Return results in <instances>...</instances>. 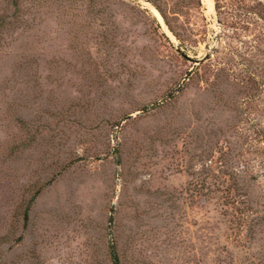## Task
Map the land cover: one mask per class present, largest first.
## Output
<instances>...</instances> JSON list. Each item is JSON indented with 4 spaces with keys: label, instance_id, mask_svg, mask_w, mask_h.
<instances>
[{
    "label": "rangeland",
    "instance_id": "1",
    "mask_svg": "<svg viewBox=\"0 0 264 264\" xmlns=\"http://www.w3.org/2000/svg\"><path fill=\"white\" fill-rule=\"evenodd\" d=\"M41 10L0 18V264H115L111 244L117 264H205L231 248L202 185L237 168L264 194V0Z\"/></svg>",
    "mask_w": 264,
    "mask_h": 264
},
{
    "label": "trees",
    "instance_id": "2",
    "mask_svg": "<svg viewBox=\"0 0 264 264\" xmlns=\"http://www.w3.org/2000/svg\"><path fill=\"white\" fill-rule=\"evenodd\" d=\"M60 1L63 0H3L2 2L13 9V13H7L0 18H8L7 23L16 27L22 21L21 16L19 17L21 11L26 12L29 19H34L35 17H31L35 13L41 16L45 13L41 9L44 10L53 2ZM155 6L168 25L166 15L159 6ZM234 171L237 172L238 169L221 170L219 183L212 186L202 185L201 205L207 212V216L217 217L218 222L224 223L226 231L230 230L225 235V239L230 238L228 242L231 244V248L222 244L212 249L211 259L207 258L205 264H264V194L254 192L247 183H239L237 179L239 177L234 175L236 173ZM207 206L208 209H206ZM221 217L223 219L219 220ZM227 222L233 226L226 227ZM221 235L224 236V231ZM110 256L117 264L119 256L113 244L110 246Z\"/></svg>",
    "mask_w": 264,
    "mask_h": 264
},
{
    "label": "water",
    "instance_id": "3",
    "mask_svg": "<svg viewBox=\"0 0 264 264\" xmlns=\"http://www.w3.org/2000/svg\"><path fill=\"white\" fill-rule=\"evenodd\" d=\"M201 58H203V57H201ZM201 58H198V59H196L195 61H196V62H199V61L201 60Z\"/></svg>",
    "mask_w": 264,
    "mask_h": 264
}]
</instances>
